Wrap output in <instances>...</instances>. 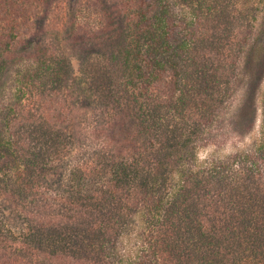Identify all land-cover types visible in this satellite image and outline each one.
Segmentation results:
<instances>
[{"label":"trees","instance_id":"obj_1","mask_svg":"<svg viewBox=\"0 0 264 264\" xmlns=\"http://www.w3.org/2000/svg\"><path fill=\"white\" fill-rule=\"evenodd\" d=\"M117 1L121 31L100 0L71 3L75 41L106 49L93 79L98 126L87 144L68 133L80 103H70V64L18 42L51 0H0V196L10 206L0 213V264H264V97L253 154L198 163L196 152L235 93L259 12L239 0ZM178 5L192 10L188 19ZM260 28L242 62L253 82L238 114L247 130L264 11ZM10 76L18 86L4 104ZM76 153L67 170L61 162ZM135 217L148 246L131 259L118 241Z\"/></svg>","mask_w":264,"mask_h":264},{"label":"rangeland","instance_id":"obj_2","mask_svg":"<svg viewBox=\"0 0 264 264\" xmlns=\"http://www.w3.org/2000/svg\"><path fill=\"white\" fill-rule=\"evenodd\" d=\"M72 1L51 0L43 10L39 11L32 18L23 34L18 38V42H30L38 46L41 54L46 58H50L51 61L54 59H65L70 64L74 80L70 84V87L74 90V94L72 93V97H70V103H76V97H78L80 103L74 109H71L70 129L68 133L85 139V142L88 144V141L91 139L90 134L94 133L98 126L97 120L99 117L98 99L92 94L94 91L93 79L99 75V72L96 70L99 63L103 61L102 55L106 49L103 48L102 43H99L98 40L75 41V35H72V30H70ZM91 3L92 5L94 4L93 0H91ZM99 4L106 9L108 16L116 28L115 30L121 31L124 25L118 1L100 0ZM239 6H251L250 8L254 7V10L259 12L257 27L254 28V34L244 49L243 60L240 61L239 67L237 66L236 68L238 71L235 72L233 77L234 95L219 111L213 122L205 129L196 142L198 163L221 160L237 153L253 154L255 146L259 142L264 97V62L260 64L259 68V86L257 88L255 103L256 114L252 128L247 130L248 127H246L245 122L238 123V114L241 105L244 103L245 87L249 88V86H253L251 77L244 74L242 62L246 63L245 57L249 59V54H252L250 51L252 46L250 44L258 43L259 37L261 40L260 21L264 11V0H239ZM175 9L177 12H181L187 19L192 13L189 7L183 8L178 5ZM260 11H262L261 14ZM98 12L101 14L99 8H97L96 17L99 15ZM90 25L93 31H97L100 28L96 23H90ZM257 38L258 41L256 40ZM29 64V62L23 66L21 64L17 69L23 71V68L28 67ZM12 70V74L15 76L16 69ZM10 78L9 81L7 80L8 84H6L3 93L4 104H7L13 98V94H15L18 86L16 77L12 78L10 76ZM14 79H16L15 82ZM83 83L84 86H80ZM78 86L81 88H78ZM75 152H78L77 149ZM74 156H77V153L72 156L68 154L64 161L61 162L63 166L67 167V170L71 167ZM59 181L62 182V178ZM175 181L176 178H174ZM60 184L63 186L64 183ZM7 206L8 202L6 199L0 196V213L4 211L8 214L10 206ZM5 220H7V225H10L9 227L12 225H16L17 227V224H14L15 222L10 217L6 218L5 216ZM147 246L146 231L140 220L135 217L118 241L119 252L127 258L137 259L143 257Z\"/></svg>","mask_w":264,"mask_h":264}]
</instances>
